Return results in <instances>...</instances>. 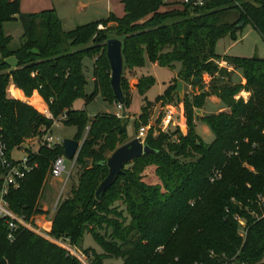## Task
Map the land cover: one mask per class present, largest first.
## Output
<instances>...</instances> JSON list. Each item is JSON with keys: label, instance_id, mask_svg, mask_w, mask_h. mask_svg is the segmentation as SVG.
<instances>
[{"label": "trees", "instance_id": "trees-1", "mask_svg": "<svg viewBox=\"0 0 264 264\" xmlns=\"http://www.w3.org/2000/svg\"><path fill=\"white\" fill-rule=\"evenodd\" d=\"M121 1L123 17L112 13L65 30L55 9L24 14L20 0H0V119L9 154L54 123L27 102L9 97L11 83L28 97L38 91L56 118L66 114L64 124L76 126L74 138L83 141L75 161L82 169L71 193L57 205L50 235L79 247L85 234H92L102 248L101 253L85 249L93 264L110 257L122 259V264H264V58L216 52L220 39L236 38L242 22L264 39V0H207L199 6L183 0L165 10V0ZM231 14L237 16L232 22L227 20ZM12 21H20L24 29L16 48L4 31ZM113 38L123 43L125 69L149 62L180 67L154 101L145 95L155 77L140 78L137 89L145 98L135 121L138 130L149 123L155 102L181 104L187 129L157 135L151 129L145 143L155 152L127 163L100 199L98 188L109 174L105 162L132 140L128 120L109 113L90 118L73 105L80 98L92 101L99 91L110 103L118 101L107 55ZM86 56L94 59L91 93L86 92ZM221 61L241 69L246 82L228 79L231 71ZM179 81L199 86V92L181 98L176 93ZM122 88L126 108L131 95L124 75ZM243 90L249 95L237 98ZM211 95L227 110L203 116L215 135L206 143L194 119ZM29 155L37 167L6 195L10 208L28 220L45 214L40 206L44 183L52 162L65 151L61 144L41 145ZM148 167L154 168L159 183L145 181ZM3 172L0 167V184ZM9 232L7 221L0 219V264H81L37 233L19 229L11 240Z\"/></svg>", "mask_w": 264, "mask_h": 264}, {"label": "rangeland", "instance_id": "rangeland-1", "mask_svg": "<svg viewBox=\"0 0 264 264\" xmlns=\"http://www.w3.org/2000/svg\"><path fill=\"white\" fill-rule=\"evenodd\" d=\"M177 2H183V0H176ZM168 2V1H167ZM237 16L235 14H231L227 16V20L234 21L236 20ZM66 30H70L71 27H65ZM4 31L6 34L11 35L13 37L12 41V47L16 48L19 47L21 44V37L23 35V26L20 21H12L7 22L4 25ZM216 52L220 55H230V56H238V57H256V58H264V39L263 37L253 28L251 24H246L243 28L236 33V38L234 39L231 35H227L226 37L220 39L216 44ZM1 57V54H0ZM91 56H86L84 58V70L87 76L88 84L86 86V92L91 93L95 90V83L92 81V61ZM221 66L230 68L232 65L228 64L227 62L221 61L219 62ZM234 67V66H233ZM180 67H177L176 70H172L168 67H162V66H151L150 71L152 72L153 76L156 79L155 84L146 92V98L148 100L154 101L160 94L164 93V91L167 89L169 84L173 81L177 73L179 72ZM141 70H135V68L132 70L130 67L124 68L123 75L125 77L126 85H128L129 89L128 92L131 95V101L130 105L126 108L120 107V103L118 101L114 103H110L108 100H106L101 91L97 93L95 98L87 102L85 99L80 98L78 99L73 107L76 110H86L89 117L93 118L94 116L102 113H109V114H117L118 112L122 111L126 117H124V120H128V134L130 138L134 139V137L138 133V128L135 126V121L139 119L141 107L144 104V98L145 96L140 93V91L137 89V83L139 82L140 78L143 76H140ZM244 74L241 69H236V71L233 74V82L234 83H242ZM210 80L205 82V86L208 89L210 84ZM13 83H11L12 85ZM10 85V86H11ZM9 86V87H10ZM245 90L241 91L239 95L236 97L239 98L241 96L247 97L249 95L244 93ZM16 92V91H15ZM188 92L190 94L199 92V86H193V85H186L185 86V93ZM18 96L20 97V93L16 92ZM9 94V92H8ZM9 97H11V94H9ZM31 103L33 105L38 104L37 97L31 98ZM42 105H39L41 107ZM225 107V103L223 101L217 102L212 98H208L204 107V113L203 115H199L198 113L195 115V125H196V131L201 136V138L206 143H212L215 139V135L213 131L211 130L209 124L207 121L203 118V116H208L214 113H218V111ZM168 111L173 112V122L169 129H176L177 127H181L182 129L186 128V119L184 118L182 105L178 104L177 102L172 103H166L162 104L161 102H158L154 104V106L151 108V115L149 117L148 122H154L155 126L159 128V125L162 122L163 117L166 115ZM146 125V124H143ZM141 125V126H143ZM77 133V127L72 125H62V126H56L52 134L54 136L62 137V139L65 138H72ZM158 134V133H157ZM24 144H27L28 146L32 147L29 150L24 149L22 147L16 148L13 151V156L16 159L21 158L26 152H31L36 149L39 145H41V135L36 134L35 136L30 137L26 140ZM66 167L68 171H71L69 174V177H67L66 174L63 175V179L58 180V187L57 190L51 194L48 193V187L52 185L50 172L46 177L44 187H43V194L40 199V206L43 205V202L46 201L49 205V214L54 210V207L58 205L61 198L67 197L71 193V189L74 185H76L78 175L81 171V166L78 165L75 160L66 158ZM130 167V166H129ZM145 181L149 184H157L160 182L159 177L154 171L153 167L146 168L145 172ZM38 222H36L37 225L44 224V221L41 217H38ZM49 220V218H47ZM245 225V224H244ZM241 233L244 234L243 229L240 230ZM103 234H106V232L103 230ZM80 249L85 250L92 248L96 252L101 253L102 248L97 243V241L94 239L93 235L90 233H86L82 242V245L79 246ZM163 247H160L159 250H161ZM123 260L120 258H114L110 257L105 259L104 264H122Z\"/></svg>", "mask_w": 264, "mask_h": 264}, {"label": "built area", "instance_id": "built-area-1", "mask_svg": "<svg viewBox=\"0 0 264 264\" xmlns=\"http://www.w3.org/2000/svg\"><path fill=\"white\" fill-rule=\"evenodd\" d=\"M207 0H184L185 3L192 4L194 6L204 5ZM15 84H12L8 88L9 94H11V98L19 99L28 104L35 107L40 113H42L45 117L50 120H53V127L62 126L64 124V120L67 118L66 114H63L59 117H55L50 110L49 104L43 99L44 107L39 109L36 105L31 103V97L26 99L19 98L18 94L15 91L20 92ZM25 94V93H24ZM34 95V94H33ZM123 107V104L120 105ZM120 118L126 117V115L120 111L116 114ZM173 122V112L168 111L166 115L163 117L159 128L155 126V122H149L146 125H143L139 128V131L136 135L137 138L140 139L143 143H145L146 137L148 136L151 129H154V134L157 135L159 131H167L169 130L171 124ZM52 128H47L46 126L42 127L43 134L41 135V143L42 145H47L48 147H53L56 144L63 145L64 139L62 137L54 136L52 134ZM89 130L87 128L86 134ZM83 141H80L82 144ZM78 156V155H77ZM66 156L61 155L58 156L53 162L50 170V176L54 178H62L64 174L69 177L71 171L67 170L66 167ZM77 158V157H76ZM76 161V159H75ZM0 167L4 169L3 175L1 176V184H0V219H5L9 225V238L11 240L14 239L15 233L19 229H27L34 233H37L46 239L57 243L66 249L69 255L77 258L81 264H93V256L90 253H87L85 250L80 249L78 246L73 245L69 239L67 238H55L50 235V231H47L45 227L36 224V219L32 218L28 220L24 215H19L15 213L11 208L6 199V195L9 193L11 188H19L21 182L26 177L27 173L31 172L34 168L37 167L36 163L31 161V157L28 154L24 155L20 159H15L12 154L10 155L7 149V145L5 142L4 134H3V126L1 124L0 119ZM241 224L244 226V222L242 220ZM238 264H249L245 261L239 262Z\"/></svg>", "mask_w": 264, "mask_h": 264}, {"label": "crops", "instance_id": "crops-1", "mask_svg": "<svg viewBox=\"0 0 264 264\" xmlns=\"http://www.w3.org/2000/svg\"><path fill=\"white\" fill-rule=\"evenodd\" d=\"M165 2L168 3L169 5L165 6L163 8L164 10L168 9V8H172L173 7L172 3H175L177 1L176 0H165ZM20 3H21V5H20L21 12L24 14L41 12V11L48 10V9H55L57 11L59 17L62 19L63 27L65 30H66L65 27H67V26L71 27L70 28V30H71V29H74L75 27H77L78 25H83V24H86V23H89L92 21H97V20L108 18L112 13H114L118 17H123L125 15V5L122 3L121 0H20ZM109 25H115V23L110 22ZM91 61H92V66L94 67V59ZM151 66H159V65L156 63L149 62L143 67H136L135 70L136 71L141 70L140 76H142V75L143 76L153 75L152 72L150 71ZM176 69H172V70H176ZM228 70L231 71L228 79L230 78L232 80L233 74L236 71V69L232 66L231 69L228 68ZM177 75H178V73H177ZM177 75L175 77H177ZM91 79L95 83V78H94L93 72H92V78ZM245 82H246V80L243 77L242 83H245ZM16 88L20 91L19 93H20L21 99L24 98L26 96L24 94V92L22 90H20L18 87H16ZM16 92H18V91H16ZM87 93H89V92H87ZM244 93H246L248 95V93L246 91H244ZM35 95L43 100V98L40 96L38 91L34 92L33 97ZM26 98H28V97H26ZM208 98H212L217 102L222 101L216 95H211ZM224 110H227L226 106L222 107L218 112H221ZM202 112L204 113V108L202 109ZM55 127H53V129ZM53 129H52V131H53ZM74 137H72V138H74ZM134 138H136V136ZM41 145L36 147L34 152H37ZM28 148H32V147L28 146ZM24 149H27V148H24ZM28 153L29 152H26L24 155H26ZM12 156H13V154H12ZM61 179H63V178H54L51 176L52 185H50V187L47 188L49 194H51L57 190V187L59 184L58 180H61ZM41 207L45 211V214L36 216L35 217L36 222H38L37 218L41 217L44 221V224H42L41 226L45 227L47 231H50L51 226H52V220H53V217L55 215V211H56L57 206L54 207V210L51 213V215L49 214L50 209H49V205L46 201L43 202V205ZM47 218H49V220H47Z\"/></svg>", "mask_w": 264, "mask_h": 264}, {"label": "water", "instance_id": "water-1", "mask_svg": "<svg viewBox=\"0 0 264 264\" xmlns=\"http://www.w3.org/2000/svg\"><path fill=\"white\" fill-rule=\"evenodd\" d=\"M244 22L239 24V27H243ZM107 55L111 64V85L113 87L116 99L120 104L124 103V92L122 88V77L124 72V56H123V43L120 39L113 38L108 41ZM181 98L185 96V84L183 81L178 82L176 90ZM199 115H203L202 110H197ZM82 144L78 139L65 138L63 147L65 156L69 159L75 160ZM22 148H28L27 144H23ZM148 144L140 141L139 138H134L128 143L120 146L116 149L112 155L105 162L109 166V174L100 184L97 195L102 199L101 194L106 192L117 180L118 176L123 173L125 165L136 158L141 157L144 154L154 153ZM88 163L90 160L88 159Z\"/></svg>", "mask_w": 264, "mask_h": 264}, {"label": "bare ground", "instance_id": "bare-ground-1", "mask_svg": "<svg viewBox=\"0 0 264 264\" xmlns=\"http://www.w3.org/2000/svg\"><path fill=\"white\" fill-rule=\"evenodd\" d=\"M19 98H21V97H19ZM22 99H26V97H24V98H22ZM30 101H33V100H30ZM37 102H38V104H37L36 106H37L39 109H42V108L44 107L43 101H42V100H38ZM39 105H42V106L39 107Z\"/></svg>", "mask_w": 264, "mask_h": 264}]
</instances>
